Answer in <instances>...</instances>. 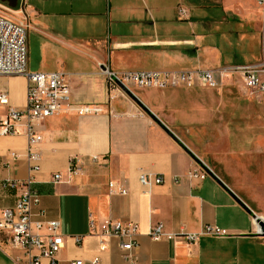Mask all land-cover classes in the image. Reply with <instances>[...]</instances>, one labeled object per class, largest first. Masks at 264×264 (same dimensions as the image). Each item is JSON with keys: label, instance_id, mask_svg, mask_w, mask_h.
<instances>
[{"label": "crops", "instance_id": "crops-1", "mask_svg": "<svg viewBox=\"0 0 264 264\" xmlns=\"http://www.w3.org/2000/svg\"><path fill=\"white\" fill-rule=\"evenodd\" d=\"M21 1L28 15L29 70L64 72L72 101L102 107L99 114L58 113L39 128L44 137L39 145L41 170L34 172V178L41 202L34 208V220L61 222L65 247L58 254L60 264L95 256L101 258V264H128L116 239L100 250L99 237L89 232L91 217L138 223L135 252L140 264H264V235L258 232L257 220L227 188L210 175L202 181H174L200 165L193 156L201 159L195 135L205 130L211 133L212 119L224 116L225 110H220L226 106L223 88L234 83L232 74L225 78L217 74L221 85L216 89L131 85L133 95L126 91L109 105L107 77L100 66L107 64L114 71L217 70L259 62L263 59L264 0L16 3ZM179 7L187 9L186 16L179 15ZM0 90L8 92L12 105L26 106L24 75H0ZM259 93L263 101L264 91ZM110 107L116 115L110 113ZM260 129L239 127L237 139L241 135L250 138L252 130ZM247 130L252 132L247 134ZM27 149L22 133L0 137V180L29 177ZM10 151L21 157L8 164ZM73 156H79L84 171L70 177ZM141 171L161 175L164 182L147 192L139 182ZM213 171L251 208L226 173ZM57 172L63 173V180L53 183ZM110 181L124 185L128 193H110ZM19 193L20 189L1 188L0 211L13 206ZM252 210L264 219L263 213ZM158 222L174 233L199 232L206 224H216L229 235H202L192 244L182 235L156 241L150 229ZM77 235L83 237L80 244L74 239ZM12 253L20 251L9 253L0 247V264H16ZM21 257V264H28L27 257ZM42 264H50L49 259L43 258Z\"/></svg>", "mask_w": 264, "mask_h": 264}, {"label": "built area", "instance_id": "built-area-1", "mask_svg": "<svg viewBox=\"0 0 264 264\" xmlns=\"http://www.w3.org/2000/svg\"><path fill=\"white\" fill-rule=\"evenodd\" d=\"M0 6H4L0 2ZM18 10L23 17L12 19L0 13V75H24L27 79V103L23 108L11 104L7 91L0 90V137L22 133L27 139V159L30 162L31 174L25 180H0V189H20V193L13 206L0 211V247L7 252L19 250L13 254L16 264H21L24 255L28 264H42L47 258L50 264H60L59 252L65 247V240L61 233V222L58 219L34 220V208L41 202V193L35 186L34 172L41 170V153L39 145L44 137L39 128L46 119L58 113H75L78 115L99 114L102 107L90 103H78L71 99V87L62 71H31L28 68V15L19 5ZM180 16L187 15V9L179 7ZM101 71L107 77L109 100L108 104L119 95H126L123 87L131 90V85L140 88L165 89L168 87H206L218 88L221 85L217 74L225 78L228 74L239 73L244 86L251 93L264 91V32L263 59L256 63L223 66L219 69H183V70H126L114 71L107 64H101ZM110 113L112 112L110 107ZM116 115V114H115ZM20 126H23L20 128ZM21 157L15 151H10L7 163L17 161ZM98 159L97 155L93 156ZM84 171L79 156H73L69 162L68 175L80 174ZM209 176L202 166L189 169L184 175H178L174 181L180 183L184 178L202 181ZM63 180V173H54L52 182ZM139 182L150 192L154 185L164 182V177L156 173L141 171ZM110 193L127 194L124 185L116 181L109 182ZM44 211H40L44 217ZM36 229V230H35ZM89 232L99 237L100 250H106L111 239H116L122 249L123 257L128 264H140L136 255L139 246V225L133 221L106 218L89 221ZM258 232H262L258 229ZM150 235L153 240L175 239L182 235L189 243H196L200 236L215 237L228 236L229 232L216 224H206L199 232L174 233L165 230V225L158 222L152 225ZM76 243H82L83 237H74ZM70 264H101V258L95 256L89 261L72 259Z\"/></svg>", "mask_w": 264, "mask_h": 264}, {"label": "rangeland", "instance_id": "rangeland-1", "mask_svg": "<svg viewBox=\"0 0 264 264\" xmlns=\"http://www.w3.org/2000/svg\"><path fill=\"white\" fill-rule=\"evenodd\" d=\"M17 1V0H16ZM0 13L15 20L22 19L20 9L12 7L14 0H0ZM31 69V68H30ZM233 84L224 86V116L215 117L212 132L195 135L201 149V159L215 172L226 173L231 184L251 205V208L264 214V100L260 93H251L244 88L242 76L233 73ZM228 111V112H226ZM234 112V114H232ZM259 127L258 132L247 130L248 135L237 139L239 127ZM236 132V133H235Z\"/></svg>", "mask_w": 264, "mask_h": 264}, {"label": "water", "instance_id": "water-1", "mask_svg": "<svg viewBox=\"0 0 264 264\" xmlns=\"http://www.w3.org/2000/svg\"><path fill=\"white\" fill-rule=\"evenodd\" d=\"M123 89L125 91H127L128 93L132 94L131 91H129L127 88L123 87ZM133 95V94H132ZM145 110L150 113V115L156 119V121L161 124L163 127H165V129L168 131V132H171L162 122L159 118L156 117V115L154 113H152L149 109H147L145 107ZM174 136V134H173ZM192 153V152H191ZM193 156L194 158L196 159V161L205 169L208 171L209 175L212 176L216 181H218L221 185H223L225 188H227L231 194L233 195V197L249 212L251 213L252 215L255 216L256 220L259 222V224L261 225V230L262 232H260L261 234L264 235V221H262L261 219H259V217L253 212V210L241 199L239 198L234 192H232L227 186L226 184L217 176V174L214 173V171L208 167L207 165L204 164V162L197 156L193 153Z\"/></svg>", "mask_w": 264, "mask_h": 264}, {"label": "bare ground", "instance_id": "bare-ground-1", "mask_svg": "<svg viewBox=\"0 0 264 264\" xmlns=\"http://www.w3.org/2000/svg\"><path fill=\"white\" fill-rule=\"evenodd\" d=\"M15 12H19V11H15ZM259 217V216H258ZM259 219H261L262 221H264V219H262L261 217H259ZM258 225H259V229H261V225L259 224V222L257 221Z\"/></svg>", "mask_w": 264, "mask_h": 264}, {"label": "trees", "instance_id": "trees-1", "mask_svg": "<svg viewBox=\"0 0 264 264\" xmlns=\"http://www.w3.org/2000/svg\"><path fill=\"white\" fill-rule=\"evenodd\" d=\"M14 2H15V4H14L12 7H14V8H18V7H19V6H18L19 4L16 3V0H14Z\"/></svg>", "mask_w": 264, "mask_h": 264}]
</instances>
